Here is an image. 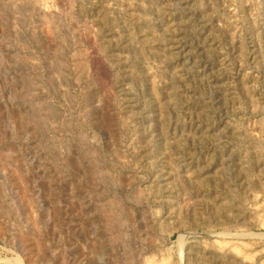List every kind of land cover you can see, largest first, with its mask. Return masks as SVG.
<instances>
[{"label":"rangeland","instance_id":"374dc122","mask_svg":"<svg viewBox=\"0 0 264 264\" xmlns=\"http://www.w3.org/2000/svg\"><path fill=\"white\" fill-rule=\"evenodd\" d=\"M0 210V264H264V0H0Z\"/></svg>","mask_w":264,"mask_h":264},{"label":"bare ground","instance_id":"6f19581e","mask_svg":"<svg viewBox=\"0 0 264 264\" xmlns=\"http://www.w3.org/2000/svg\"><path fill=\"white\" fill-rule=\"evenodd\" d=\"M109 18V17H108ZM107 22V21H106ZM98 63V62H97ZM96 70V69H95ZM106 70V69H105ZM98 72V71H97ZM175 166V165H174ZM249 185V184H248ZM259 187V186H258ZM256 188H257V186H256ZM261 188V187H260ZM253 189H255V187L253 188ZM254 191V190H253ZM258 191V190H257ZM256 191V192H257ZM260 195V194H259ZM231 198V197H230ZM225 199H227V198H225ZM261 200V199H260ZM263 200V199H262ZM227 201H229V200H227ZM225 202V201H224ZM223 202V203H224ZM253 202V201H252ZM258 203V202H257ZM225 204H226V202H225ZM230 205V204H229ZM251 205V204H250ZM261 204H259V206H260ZM216 207V206H215ZM263 207V206H262ZM217 208H218V206H217ZM225 208V207H224ZM256 208V207H255ZM257 208H258V206H257ZM2 209V208H1ZM232 209V208H231ZM219 210V209H218ZM225 210H226V208H225ZM263 210V209H262ZM1 211V210H0ZM223 211V210H222ZM228 211V210H227ZM232 211V210H231ZM222 213V212H221ZM228 213H230V215L233 217V215L231 214V212H228ZM233 213V212H232ZM237 213H239V212H237ZM225 214H227V213H225ZM222 215V214H221ZM264 215V214H263ZM235 217H236V215H235ZM237 218V217H236ZM209 220H210V218H208ZM221 219H224V217L223 218H221ZM264 219V218H263ZM217 220V219H216ZM226 220V219H225ZM236 220V219H235ZM229 221V220H228ZM231 221V220H230ZM264 221V220H263ZM236 222V221H235ZM212 223V222H211ZM210 223H208V225H209ZM216 224V223H215ZM219 224V223H218ZM227 224V223H226ZM233 224H235V223H233ZM238 224V223H237ZM246 224V223H245ZM244 224V225H245ZM206 225V224H205ZM228 225V224H227ZM244 225H233L234 227H235V232H237L238 233V235H239V237H241L242 236V238H243V236L245 235V234H242V233H245V231H247L246 229H248V228H246V226H244ZM248 225V224H247ZM228 228H230L229 227V225H228ZM227 228V229H228ZM223 232V231H222ZM227 232V231H226ZM229 232V231H228ZM230 233V232H229ZM234 233V232H233ZM240 233V234H239ZM223 234V233H222ZM233 235V234H232ZM261 235V234H260ZM233 236H235V234L233 235ZM219 237V236H218ZM238 237V238H239ZM246 237V236H245ZM250 237V236H249ZM231 239V238H230ZM224 239H222L221 241V249H227L228 247L231 249H234V250H232L231 249V251H236V252H238V253H242V254H244L245 255V258L247 259V258H254V257H250V256H252L251 255V253H248L247 251H246V246H250L251 244H248L247 245V243L246 242H239V240L238 241H232V240H228V239H225L224 241H223ZM241 240V239H240ZM249 241V240H248ZM219 244V243H218ZM217 244V245H218ZM219 246V245H218ZM248 246V247H249ZM248 249V248H247ZM252 249V248H251ZM165 250V249H164ZM228 250V249H227ZM226 250V251H227ZM220 251V250H219ZM250 251V250H249ZM156 252V251H155ZM225 252V251H224ZM230 252V251H229ZM166 253H167V251H166ZM169 253V252H168ZM226 253V252H225ZM228 253V252H227ZM226 253V254H227ZM232 253V252H231ZM230 253V254H231ZM221 254V253H220ZM224 254V253H223ZM229 254V255H230ZM234 254V253H233ZM254 255H255V253H253ZM152 255L153 256H151V257H149L148 259H147V262H148V264H168V260L167 259H164L163 257V259L162 260H160V261H158V259H156V257H158V256H154L155 254H153L152 253ZM228 255V256H229ZM239 255V254H238ZM162 256H164V254L162 255ZM237 256V255H236ZM165 257H167V256H165ZM169 257V256H168ZM241 257V256H240ZM243 258H244V256H243ZM228 260V259H227ZM233 260V259H232ZM16 261V260H15ZM172 261V260H171ZM234 261V260H233ZM250 261H253V260H250ZM229 262V264H230V262H232V261H228ZM171 263V262H170Z\"/></svg>","mask_w":264,"mask_h":264}]
</instances>
